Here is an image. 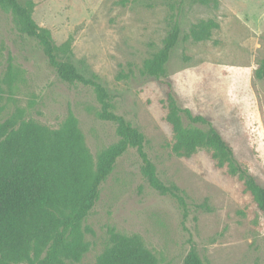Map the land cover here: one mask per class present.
Segmentation results:
<instances>
[{
  "label": "rangeland",
  "instance_id": "obj_1",
  "mask_svg": "<svg viewBox=\"0 0 264 264\" xmlns=\"http://www.w3.org/2000/svg\"><path fill=\"white\" fill-rule=\"evenodd\" d=\"M32 2V18L47 28L57 46L71 38V57L86 76L97 75L113 111L145 136L144 149L159 178L181 188L188 213L151 188L140 158L129 147L102 182L98 198L81 222L88 250L79 261L94 264L109 244V230L138 235L157 264H183L194 244L205 264H264V211L244 183L218 167L212 150L178 155L166 120L165 81L176 104L205 116L232 147L236 160L264 187V0H19ZM219 23L203 41L182 38L171 51L166 78L144 71L170 24L182 35L201 19ZM92 88L62 81L37 40L20 33L0 4V124L17 129L32 121L50 129L73 119L84 138L93 169L100 153L119 139L115 125L97 116ZM183 125L192 124L182 116ZM206 202L207 208L198 204Z\"/></svg>",
  "mask_w": 264,
  "mask_h": 264
},
{
  "label": "trees",
  "instance_id": "obj_2",
  "mask_svg": "<svg viewBox=\"0 0 264 264\" xmlns=\"http://www.w3.org/2000/svg\"><path fill=\"white\" fill-rule=\"evenodd\" d=\"M127 2L119 0L121 5ZM0 4L9 9L20 33L37 40L62 81L81 83L93 89L99 104L97 116L112 122L119 137L100 153L93 169L83 134L73 119H67L57 129L27 121L7 132L12 122L0 124V264L79 261L89 246L81 222L95 204L100 185L113 170L117 158L129 147L136 149L141 161L140 172L148 185L159 194L172 197L185 219L188 207L184 191L159 178L155 164L144 149V134L113 111L111 96L97 75L86 76L78 70L71 57V38L57 46L50 31L38 26L32 18L30 1L0 0ZM213 6H217L216 0ZM218 27L219 23L213 18L201 19L182 35L179 23L174 20L161 48L144 60L145 73L158 79L166 78V64L181 37L207 40ZM257 75L264 78V57ZM165 85L166 120L175 135L173 151L187 156L199 147L210 148L217 166L226 167L241 179L259 209L264 211V187L236 160L232 147L211 122L201 114L179 107L170 82L165 81ZM182 116L192 124L206 125V129L184 126ZM198 205L208 207L206 202ZM94 264H157V258L138 235L110 229L109 244L97 255ZM183 264H205L194 244L190 245Z\"/></svg>",
  "mask_w": 264,
  "mask_h": 264
}]
</instances>
